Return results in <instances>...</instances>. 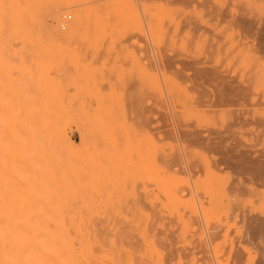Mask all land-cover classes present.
I'll list each match as a JSON object with an SVG mask.
<instances>
[{
	"label": "rangeland",
	"instance_id": "374dc122",
	"mask_svg": "<svg viewBox=\"0 0 264 264\" xmlns=\"http://www.w3.org/2000/svg\"><path fill=\"white\" fill-rule=\"evenodd\" d=\"M214 2L264 19V0ZM156 3L0 0V229L22 230L12 219L26 217L37 220L34 230L68 233L73 242L75 231H99L114 241L112 264H139L151 247L158 253L151 264H227L223 239L213 242L207 232L226 213L216 208L218 186L232 178L256 186L194 135L165 131L181 124L209 140L219 133L238 151L264 148V49L257 45L264 20L247 36L199 8L192 14L210 31L200 39L179 35L181 12L161 17ZM172 51L185 79L160 66ZM208 62L241 82L248 99L212 109L195 66L187 67ZM148 117L157 122L148 125ZM168 192L177 200L171 207ZM166 246L176 249L171 261ZM101 256L94 252L90 264Z\"/></svg>",
	"mask_w": 264,
	"mask_h": 264
},
{
	"label": "bare ground",
	"instance_id": "6f19581e",
	"mask_svg": "<svg viewBox=\"0 0 264 264\" xmlns=\"http://www.w3.org/2000/svg\"><path fill=\"white\" fill-rule=\"evenodd\" d=\"M153 1H157L159 3V5L156 3L157 5L154 6V8L158 10L161 17L163 16L165 18L174 17V15L178 14L179 11L181 12V15H178L177 17L175 16V18H180L182 23L181 26L182 28L180 29V31H178V34L179 33L182 34V31H184L185 36L188 37L194 36V38L198 37L201 39L203 36L206 35V33L210 34L209 29L207 28L202 29V27L199 26V24L197 23V18L192 14L195 13V11H197L199 8H202V10L203 8L205 9L204 14L205 15L207 14L208 19L210 18L211 20L213 18L212 20H214L216 18H220L222 19V21L220 20L221 22L227 19L229 20L231 25L238 27V29H240L239 31L242 30L246 31L245 33L247 34V36H248L247 32L250 31L254 25L260 23L261 20H264L260 16H255L252 13H248L247 11H245L244 10L245 6L243 8V5L241 7H235V9L233 10L230 9L228 10V8L223 9L221 7H217L214 0H153ZM228 6H230V3L228 4ZM204 11L200 10L199 12L203 13ZM214 21L216 22V20ZM250 32L249 34H251ZM262 33L263 32H260L259 35H257L258 33L256 35L259 37ZM55 36L61 37L59 33L55 34ZM215 36L216 35L211 37H215ZM217 38L219 39V36H217ZM208 40H210V38ZM257 41L259 42L257 43V45H259V47L263 46V48L260 47L263 50L264 37H262V39H260L259 37ZM212 47L213 46L211 44V48ZM191 64H189L187 67L189 68L190 66L189 69L192 70L193 66H195L194 71H195V75H197L196 78L202 81L201 82L202 86L200 87L201 90L204 89L202 92L203 97L206 98L205 101L206 103L212 104V109H213V105H215V107H219V106L225 107L226 105L230 104L229 107H231V103L233 102L234 105L232 106H235V104L238 105L237 104L238 100L240 99L245 100V98H247L245 96L247 94L246 92L249 90L246 91L245 89L246 87H243L241 82L235 81L234 78L232 79L227 73H225L224 71H220L219 70L220 66L219 68L214 67L210 65L211 62L210 64L209 62L203 63V65L199 67H197L198 65H191ZM160 66L166 71H170V72L173 71L178 76H182L183 74L182 60L179 58L178 54L175 51H172V54L165 53L163 56L161 55ZM186 68L185 70H187ZM183 76L185 79L186 77L184 74ZM193 76L194 75L190 77L193 78ZM184 79L183 81H185ZM194 82L195 81L193 80V83ZM194 85L196 86L198 85V83H194ZM203 85L210 87V89L206 90L203 87ZM197 87L198 86H196V88ZM190 89H194V88H190ZM200 99L201 96L199 98V103L201 102ZM161 117L164 118L163 114L161 115ZM155 119L148 117V119L145 121L146 123L148 122V125H152L154 121L157 122V120ZM156 128L157 127H155V129ZM162 130L165 129L163 128ZM165 132L167 135H172V136L179 135V137H181L180 135L183 136L194 135L193 137L194 140H200L202 142H205L206 146L211 148L210 151L212 149L217 151V153H219L222 156L223 163L234 171L236 177H238V175L240 176L241 174H244V176L246 175L247 178V179L245 178V180L248 181L250 180L253 182V184H255L256 188L254 190L245 189L241 185L238 179L232 178L230 179V181L227 180V182L223 186L224 189H221L220 186H218L217 197L214 198V201L216 202H218L219 200V202L216 205V208L226 211V213L222 220L221 218H219L218 221L211 223L207 228L208 229L207 232L210 237V240L213 242L223 239L224 245L222 247V251L223 254L228 255L227 264H264V148H261L259 150H252L246 148L241 151H238L236 150L238 147H236L235 149V146L230 147L228 145H225L224 140L219 136L220 135L219 133L208 134V135H213V134L216 135V138L209 140L206 139V137H202L201 135L203 134L201 133H198L196 131L191 132L190 130L185 129L184 127L181 126V124L176 126L174 130L167 128ZM175 139L177 138L175 137ZM196 142L200 144L199 141ZM196 142L193 141V144L195 143L196 145L197 144ZM231 145H237V144H231ZM161 163L165 167L168 166V164H170V162L163 157H161ZM246 197L250 199L249 202H247V204H245L246 201L243 200ZM166 201L169 207H171L173 204H176L177 200L171 196V192H168ZM180 219L179 221L182 222V220ZM193 219L197 220V217H193ZM34 221L35 223H37V220L34 219ZM34 221L32 224V222L26 217H20L19 219H12V225L23 228L22 230L6 231L0 229V264H90L91 262H93L92 256L94 252L100 253L102 255L98 259V262L100 264H112L108 259V255L112 254L113 257L116 258L119 257V255L115 256L112 252L115 249L114 241L108 239L107 242H105L101 238L102 232L95 230L75 231L73 232V236L76 237V241L73 242L71 236L68 233L34 230L33 229L35 225ZM4 222L5 221H3V219L0 217V226H3ZM196 223L199 224L200 222L199 223L196 222ZM177 224L179 225V223ZM237 224H241L240 225L241 230L239 232V235L234 237V239L230 241L231 242L230 244H228V242L226 244L225 240L227 235L229 233L230 235H232L231 233L232 231L230 228L233 225L236 226ZM36 225L38 226V224ZM82 226L84 225L82 224ZM150 226H153V223H150ZM159 233H163V230L158 229L156 231V235ZM130 235H125L124 237L125 238L130 237L129 239L130 242H128V244L131 245L132 243L131 239L135 237L134 235L133 236ZM143 241H146L148 244L149 240L147 239V237H145ZM150 246H152V242L149 241V247ZM166 247H167L166 258L168 261L169 259L171 261L172 259H174V254L176 252V249H174L171 246H166ZM146 252H147L146 256L148 257L137 258V260H139V264H146V263L151 264L155 258H158V253L155 249H153V247H151L150 249L148 248V251ZM223 254L221 253V255ZM222 257L225 259L224 256Z\"/></svg>",
	"mask_w": 264,
	"mask_h": 264
}]
</instances>
